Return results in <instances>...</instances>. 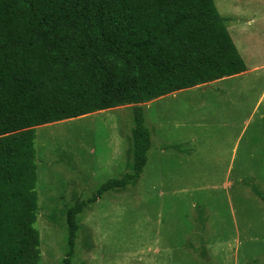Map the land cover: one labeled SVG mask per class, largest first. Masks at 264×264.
<instances>
[{
	"label": "rangeland",
	"instance_id": "obj_1",
	"mask_svg": "<svg viewBox=\"0 0 264 264\" xmlns=\"http://www.w3.org/2000/svg\"><path fill=\"white\" fill-rule=\"evenodd\" d=\"M247 73L35 127L40 264H264V0H215ZM151 131L136 183L134 108Z\"/></svg>",
	"mask_w": 264,
	"mask_h": 264
},
{
	"label": "trees",
	"instance_id": "obj_2",
	"mask_svg": "<svg viewBox=\"0 0 264 264\" xmlns=\"http://www.w3.org/2000/svg\"><path fill=\"white\" fill-rule=\"evenodd\" d=\"M246 70L215 0H0V264H40L36 126ZM134 119V172L103 183L92 201L142 175L151 131L141 106ZM81 210L70 212L62 264H72Z\"/></svg>",
	"mask_w": 264,
	"mask_h": 264
},
{
	"label": "bare ground",
	"instance_id": "obj_3",
	"mask_svg": "<svg viewBox=\"0 0 264 264\" xmlns=\"http://www.w3.org/2000/svg\"><path fill=\"white\" fill-rule=\"evenodd\" d=\"M101 111V110H100ZM83 116H85V115H83ZM80 117H82V116H80ZM75 118H79V117H75ZM70 119H73V118H70ZM67 119H65L64 121H66ZM69 120V119H68ZM63 121V120H62ZM61 121V122H62ZM59 122V121H58ZM53 124V123H52ZM46 125V124H45ZM48 125H51V124H48Z\"/></svg>",
	"mask_w": 264,
	"mask_h": 264
},
{
	"label": "crops",
	"instance_id": "obj_4",
	"mask_svg": "<svg viewBox=\"0 0 264 264\" xmlns=\"http://www.w3.org/2000/svg\"><path fill=\"white\" fill-rule=\"evenodd\" d=\"M248 72V67H247V70L245 71V72H243V73H247ZM226 78V77H225ZM217 81V80H216Z\"/></svg>",
	"mask_w": 264,
	"mask_h": 264
}]
</instances>
